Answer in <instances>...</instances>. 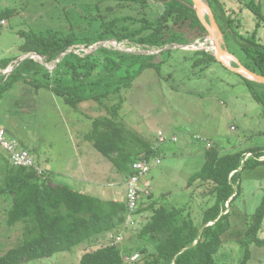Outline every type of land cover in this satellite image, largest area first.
Here are the masks:
<instances>
[{
	"label": "rangeland",
	"instance_id": "obj_1",
	"mask_svg": "<svg viewBox=\"0 0 264 264\" xmlns=\"http://www.w3.org/2000/svg\"><path fill=\"white\" fill-rule=\"evenodd\" d=\"M220 1L234 17L241 18L240 31L244 36H249L259 21L256 14L245 5L254 2L261 6L264 15V0ZM159 2L2 0L0 61L17 54L18 46L22 43L20 33L53 31L63 34L75 33L80 37H94L100 30L101 22L97 19L99 17L104 21L118 19V27L136 29L143 25L141 20L144 18L151 22L157 21L164 4L163 0ZM203 2L208 4L206 0ZM10 10L14 11L13 15L2 14ZM205 15L209 22V14L206 12ZM176 21L173 16L168 22L170 26L168 35L175 39L173 46L191 44L190 49H187L186 45L185 49L169 50L170 52L164 56L165 62L160 72L148 69L135 79L129 89H124L125 102L120 117L127 130V138L131 140L133 155H136L142 144L146 148H155L158 145L160 131L167 137H177L178 143L168 142L167 147L163 145L165 147L156 150L155 156L160 158L161 164L156 167H154L156 164L153 165L149 177L156 197L155 202L157 206L182 208L200 224L204 210L214 203V195L210 192L213 186L200 183L189 185L188 180L201 170L205 162L206 142L212 143L211 147L218 149L222 155L250 148H264V87L254 86L258 95L263 96V101L258 102L244 76L231 71L218 60L196 65V61L205 58L206 55L197 54L195 51L204 49L214 53V48L201 45L207 37L201 36L200 30L193 28L190 22L181 24L180 21ZM221 42L224 47L227 42L229 51L238 59L245 55L236 38L231 37L230 41L226 39L225 42L222 36ZM262 42L264 43V38ZM100 44L101 42L96 43L90 48L81 45L68 53L73 52L81 56L91 54L96 50L92 49ZM105 44L108 49L131 51L129 53L136 50L139 51L137 53L143 52L138 46H130L127 42L117 44L115 40H108ZM193 45L197 50L192 47ZM152 52L158 50L153 49L147 54ZM98 55L103 60L104 55ZM35 58L40 60L39 57ZM7 96L0 100L1 123L20 141L22 147H35L36 158L39 157L44 168L52 174H60L61 177H52L55 183L69 184L66 177L76 175L104 186L102 189L108 188L111 194L115 192L114 195L118 196L120 201L126 199L124 180L127 178L129 167L125 168L121 161L118 165L113 164L96 151L91 142L88 148L100 159V163L92 165L88 161L89 157L75 156L76 152L81 151L79 146L81 142L85 143V140L72 125L62 121L65 119L64 116L61 117V111L70 112V118L72 115L74 118L84 115L99 117L107 114L105 109L96 102H86L78 109H73L62 99L44 90L27 93L20 89ZM8 159V154L0 147V185L5 172L15 168ZM239 184L240 194L232 206L227 208V212H231L232 226L222 237L223 246L216 256V264H240L244 259L245 230L264 196V164L253 168H241ZM97 196L104 198L101 195ZM141 200L144 201V198ZM143 203L142 209H146V205L150 204ZM11 205V197L0 198V256L24 241L25 223L18 222L14 225L8 223ZM151 215V210L133 217L128 213L126 223L111 231L112 233L89 240L71 252L57 253L51 258L27 264H79L86 252L110 245L114 241H119L117 243L124 251V258L130 255L127 249L131 246L135 248L134 255L139 254L142 244L139 243L138 234L149 222ZM259 236L264 238V227ZM249 249L251 259L248 264H264V247L250 244ZM139 261L138 259L137 263ZM127 264H136V261Z\"/></svg>",
	"mask_w": 264,
	"mask_h": 264
},
{
	"label": "trees",
	"instance_id": "obj_2",
	"mask_svg": "<svg viewBox=\"0 0 264 264\" xmlns=\"http://www.w3.org/2000/svg\"><path fill=\"white\" fill-rule=\"evenodd\" d=\"M163 1V10L157 21L151 22L144 18L141 20L143 25L136 29L118 27V19L104 21L99 17L100 30L94 37L53 31L20 33L22 43L18 46L17 54L0 61V100L21 89L27 93L48 91L73 109H78L86 102H96L107 114L93 121L92 130L86 138L93 143L96 151L113 164L118 165L121 161L125 168L129 167V177L133 174L132 165L136 161L153 157L156 152L148 147L142 155L132 154L131 141L128 140L127 130L120 120V111L125 102L123 90L129 89L135 79L148 69L160 72L165 62L164 56L170 51L151 55L137 53V50L129 53L102 47L82 56L73 52L60 56L78 46L90 48L108 40H115L119 44L127 42L128 45L138 46L140 51L147 52L173 46L175 39L168 35V22L173 16L176 22L183 24L188 21L193 28L200 30L201 36H208L207 29L193 8L192 0ZM206 1L224 41H230L234 37L241 44L240 48L245 53L239 59L242 65L264 76V44L260 42L257 30L244 36L240 31L241 18L234 17L220 0ZM245 7L257 15L259 27L264 21L261 7L254 2ZM13 13L10 10L2 14L8 16ZM225 48L235 56L229 51L227 42ZM195 52L206 55L205 58L198 59L196 65L205 61H217L212 52ZM28 54L43 57L46 65L37 58H28L20 63L19 59ZM98 54L104 55L103 60ZM232 66L237 67V64L232 63ZM9 68L12 72L4 74ZM51 68L54 69L50 70ZM244 79L254 98L262 102L263 96L258 95L254 86L264 85L245 77ZM248 154L251 155L247 157ZM263 156L264 148H250L226 155H222L215 147L206 148L205 162L201 170L188 180V184H211L213 188L210 192L214 195V203L204 210L200 224L182 208H167L151 203L146 209H142L143 205H140L135 215L146 210H151L152 215L138 234L142 247L139 249L140 261H136V264H216V256L223 246L222 237L232 226L227 204L234 196L230 203L232 206L240 194V168L244 161L243 169L264 164L260 160ZM7 197L12 199L8 223H25L27 234L24 241L0 256V264H27L51 258L57 253L71 252L85 242L124 225L129 213L126 202L106 201L79 194L66 184L52 182L51 175L41 176L34 169L21 167L5 172L0 185V198ZM263 227L264 196L245 230V256L240 264H248L251 259L250 244L264 247V238L259 236ZM130 248L127 252L133 256L135 248ZM79 264L127 263L124 261L122 248L117 243H112L86 252Z\"/></svg>",
	"mask_w": 264,
	"mask_h": 264
},
{
	"label": "built area",
	"instance_id": "obj_3",
	"mask_svg": "<svg viewBox=\"0 0 264 264\" xmlns=\"http://www.w3.org/2000/svg\"><path fill=\"white\" fill-rule=\"evenodd\" d=\"M201 44V43H199ZM196 49V46H192ZM197 50V49H196ZM4 74L7 71L3 72ZM176 142L177 137H167L163 132H159L158 135V146L164 145L167 142ZM211 147V144L209 145ZM0 147L8 154L9 161L14 167L28 168L34 169L39 175H45V170L38 165V163L34 160L33 155L28 149L21 147L20 141L10 135L7 129L0 122ZM251 154H248L249 157ZM264 160V157H262ZM160 159L144 158L143 160L136 161L132 165L133 174H131L126 182V204L128 207L129 213L132 215L136 213L137 209L140 206L141 199L143 195L145 197H149L151 194L152 186L148 182L144 184L143 178L150 173L154 164H160ZM119 239V238H118ZM119 242V241H117ZM140 258L139 254H135L133 256L127 255L124 258L126 263L135 262Z\"/></svg>",
	"mask_w": 264,
	"mask_h": 264
},
{
	"label": "crops",
	"instance_id": "obj_4",
	"mask_svg": "<svg viewBox=\"0 0 264 264\" xmlns=\"http://www.w3.org/2000/svg\"><path fill=\"white\" fill-rule=\"evenodd\" d=\"M261 7V6H260ZM248 9V8H247ZM250 10V9H249ZM263 14V13H262ZM257 16V15H256ZM259 20V19H258ZM258 24V23H257ZM241 25H242V22H241ZM255 30H257V32H258V38H259V40H260V42L261 43H263L262 42V38H264V21L263 22H261V24L259 25V27H258V25H256V28H255ZM242 33V32H241ZM244 34V33H243ZM264 44V43H263ZM227 50V49H226ZM228 52V51H227ZM229 53V52H228ZM230 54V53H229ZM230 55H232V54H230ZM233 57H234V59L236 58L238 61H239V59L237 58V57H235L234 55H232ZM235 62V61H234ZM240 62V61H239ZM241 63V62H240ZM242 64V63H241ZM231 65H232V63H231ZM65 117V119H62V121L63 122H67L69 125H72L73 126V128H75L78 132H79V135L81 136V138L83 139V140H85V143H82L81 142V144H80V146H79V148H80V150L81 151H78V152H76L75 153V156H79L80 158H83V157H89L88 159V161H89V163H91L92 165H97L98 163H100L101 161H100V159H98L93 153H92V151L90 150V148H88L89 147V145L92 143H90V141H88L87 140V138H86V136L90 133V131L92 130V126H93V121L96 119V118H98L97 116H95V115H84V116H82V117H80V118H74L73 117V115H72V118H70L71 117V113L70 112H65V111H61V117ZM100 117V116H99ZM120 120H121V117H120ZM122 122V121H121ZM2 124V123H1ZM123 124V123H122ZM3 125V124H2ZM8 132H9V130H7ZM161 132V131H160ZM10 133V132H9ZM11 135V134H10ZM158 135H159V133H158ZM198 139H201V140H204V141H206V139H203V138H198ZM128 140L129 141H131L130 140V138L128 137ZM78 141H79V139H78ZM177 143L179 142V140L177 139V141H176ZM79 143H80V141H79ZM93 144V143H92ZM168 144V143H167ZM206 144H207V148H210V144H211V146H213V144L212 143H210V142H206ZM34 145V144H33ZM164 145H166V144H164ZM144 145L142 144V146H141V148L139 147L138 148V150L136 151V153H139V155H142V154H144V152L147 150V148H146V146H144ZM25 147V146H24ZM23 147V148H24ZM93 147H94V145H93ZM163 147H165V146H163V145H161L160 147L157 145L155 148H153L154 150H155V152H156V150L158 149V148H163ZM166 147H167V145H166ZM25 149H28L30 152H31V154L34 156V158H35V160L37 161V163L39 164V165H41L42 166V164H41V161L39 160V157L38 158H36V149H35V147H31V148H27V147H25ZM96 150V149H95ZM136 150V149H135ZM226 155V154H225ZM264 157V156H263ZM156 159H160V158H158V157H156ZM262 158H260V160H261ZM161 161V160H160ZM261 161H264V160H261ZM161 164V163H160ZM160 164H156L154 167H156V166H158V165H160ZM43 167V166H42ZM153 167V168H154ZM44 168V167H43ZM44 169H46V168H44ZM46 171H47V175H51V177H55V178H58V177H61L60 176V174L59 173H57V174H52L50 171H48L47 169H46ZM152 171V170H151ZM151 171H150V173H151ZM150 173H148V175L145 177V178H143V182H144V184H146V183H150L151 184V186H152V182H151V180L149 179V177H150ZM53 178H52V182H54L53 181ZM128 178V177H127ZM127 178L124 180V184H125V190H124V192H125V195H126V199H127V194H126V181H127ZM66 179L69 181V184H66V185H68L69 187H71V189L73 190V191H75V192H77V193H79V194H84V195H89V196H93V197H95V196H97V195H101L102 197H104V198H99V199H102V200H106V201H114V202H126V199L124 200V201H120L119 200V198H118V196H115L114 194H115V192H113V194H111V192H110V190L108 189V188H101V187H104V186H102V185H99V184H97L96 182H91V181H89V180H87V179H84L83 177L81 178V177H78V176H74V175H70V176H67L66 177ZM55 183V182H54ZM56 184H64V183H56ZM96 198H98V196L96 197ZM143 198H144V201L143 202H148V203H155V204H157V202H155V200H156V197H155V195H154V190H153V186H152V189H151V194H150V196L149 197H145V196H143ZM146 206H148V205H146ZM145 213H146V211H144ZM143 212V213H144ZM143 213H141V214H143ZM140 214V215H141ZM137 216H139V215H137ZM136 216V217H137ZM25 232H26V224H25ZM25 232H23L24 233V238L26 237V234L27 233H25ZM110 233H112V232H110ZM107 234H109V233H107Z\"/></svg>",
	"mask_w": 264,
	"mask_h": 264
},
{
	"label": "water",
	"instance_id": "obj_5",
	"mask_svg": "<svg viewBox=\"0 0 264 264\" xmlns=\"http://www.w3.org/2000/svg\"><path fill=\"white\" fill-rule=\"evenodd\" d=\"M192 2H193V8H194V10L196 11V13H197V15H198V17H199V19H200V21H201V23L203 24V26L207 29V31H208V36H207V38L202 42V44L203 43H206V42H208V39H210V37H211V35L213 34V35H215L217 32L220 34V36H221V38H222V36H223V34H222V32H221V30H220V28H219V25H218V23H217V21H216V19H215V16H214V14H213V12H212V10H211V8H210V6L208 5V4H205L204 2H203V0H192ZM203 7H206V9L208 10V16H209V22L206 20V18H205V15L202 13V8ZM117 44H119L117 41H115ZM216 52L214 53V56L216 57V59L219 61V62H221L223 65H225L227 68H229L231 71H234V72H236V73H239V74H241V75H243L244 77H246V78H248V79H250V80H253V81H256V82H258V83H260L261 85H264V76H262V75H259V74H257V73H254V72H252V71H250L249 69H247L246 67H244L236 58H235V63L237 64V67H233L230 63H227L226 61H224L223 59H221V55L222 54H224V53H228L227 52V50H226V48L223 46V43L222 42H220L219 40H217L216 39ZM106 41H103V42H101V44L98 46V47H95V48H93L92 50H97V49H99V48H102V47H106ZM187 46H189V45H187ZM185 47H186V45H177V46H169V47H165V48H163V49H161V50H158V52H152V53H150L151 55L152 54H158V53H162L163 51H167V50H171V49H177V48H180V49H185ZM187 49H189V48H187ZM204 50V49H203ZM120 51H123V50H121L120 49ZM207 51V50H206ZM126 52H131V51H126ZM142 54H147V51H143V52H141ZM66 54H68V52L67 53H65V54H62L60 57H64ZM35 57H39L40 58V60L42 61V63L44 64V65H46V63H45V61H44V58L43 57H41V56H39V55H37V54H33V55H31V54H28V55H25V56H23V57H21L20 59H19V62L21 63V62H23L25 59H28V58H34L35 59ZM59 57V58H60ZM58 63V60L56 61V64ZM54 68H52V69H50V70H53ZM243 71H245V73H247L249 76H251V77H247V76H245L244 74H243ZM12 72V69H8V71H7V73H11ZM244 163H245V161L243 162V166H244ZM243 166L241 167V168H243ZM241 168H240V170H241ZM234 197V196H233ZM232 197V198H233ZM232 198L229 200V202H228V204H227V208H229L230 207V203H231V200H232Z\"/></svg>",
	"mask_w": 264,
	"mask_h": 264
},
{
	"label": "bare ground",
	"instance_id": "obj_6",
	"mask_svg": "<svg viewBox=\"0 0 264 264\" xmlns=\"http://www.w3.org/2000/svg\"><path fill=\"white\" fill-rule=\"evenodd\" d=\"M202 12L204 15L206 14V12L208 13V10L206 9V7L202 8ZM216 39L221 42V36L218 32L215 35L212 34L210 39H208V42L203 43L201 45L206 46L208 48H210V46H212L214 48V53H215L216 52V42H215ZM207 44H209V46H207ZM220 57H221V59H223L224 61H226L227 63H230V64L235 61L234 57H232L229 53H224ZM243 74L247 77H251L247 73H245V71H243Z\"/></svg>",
	"mask_w": 264,
	"mask_h": 264
},
{
	"label": "clouds",
	"instance_id": "obj_7",
	"mask_svg": "<svg viewBox=\"0 0 264 264\" xmlns=\"http://www.w3.org/2000/svg\"><path fill=\"white\" fill-rule=\"evenodd\" d=\"M190 45L191 44H189V46H187L189 49H190ZM200 50V49H199ZM206 51V50H205ZM214 54V53H213ZM9 69H11V68H9ZM5 71H8V69L7 70H5ZM6 74H9V73H6ZM22 147V146H21ZM34 157V156H33ZM154 157H156V156H153L152 158H154ZM262 158V157H261ZM34 160H35V158H34ZM262 160V159H261ZM36 161V160H35ZM37 162V161H36ZM39 165V164H38ZM39 166H41V165H39ZM42 167V166H41ZM15 168H20V167H15ZM43 168V167H42ZM44 169V168H43ZM45 170V175H43V176H46L47 175V171H46V169H44ZM128 179V178H127ZM127 182V181H126ZM127 189V188H126ZM143 201H141V203H142ZM141 203H140V205H141ZM140 207V206H139ZM135 215V214H134ZM133 215V216H134ZM113 243H117V242H113ZM118 244V243H117Z\"/></svg>",
	"mask_w": 264,
	"mask_h": 264
},
{
	"label": "flooded vegetation",
	"instance_id": "obj_8",
	"mask_svg": "<svg viewBox=\"0 0 264 264\" xmlns=\"http://www.w3.org/2000/svg\"><path fill=\"white\" fill-rule=\"evenodd\" d=\"M220 28V27H219ZM221 30V29H220Z\"/></svg>",
	"mask_w": 264,
	"mask_h": 264
}]
</instances>
